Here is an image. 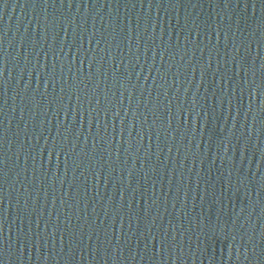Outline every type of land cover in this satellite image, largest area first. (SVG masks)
Masks as SVG:
<instances>
[{
  "label": "water",
  "instance_id": "obj_1",
  "mask_svg": "<svg viewBox=\"0 0 264 264\" xmlns=\"http://www.w3.org/2000/svg\"><path fill=\"white\" fill-rule=\"evenodd\" d=\"M0 264H264V0H0Z\"/></svg>",
  "mask_w": 264,
  "mask_h": 264
}]
</instances>
